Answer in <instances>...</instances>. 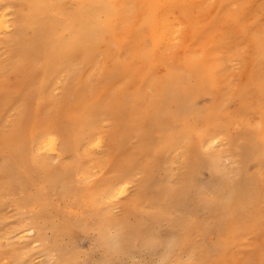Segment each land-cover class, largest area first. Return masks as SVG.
<instances>
[{"label":"bare ground","instance_id":"bare-ground-1","mask_svg":"<svg viewBox=\"0 0 264 264\" xmlns=\"http://www.w3.org/2000/svg\"><path fill=\"white\" fill-rule=\"evenodd\" d=\"M263 16L264 0H0V122L19 115L0 127V198L31 218L15 238L39 242L53 264H80L70 243L124 204L134 239L161 220L185 230L197 264H238L264 221ZM140 173L144 185L115 202ZM215 233H226L224 254H202L197 243Z\"/></svg>","mask_w":264,"mask_h":264},{"label":"rangeland","instance_id":"rangeland-1","mask_svg":"<svg viewBox=\"0 0 264 264\" xmlns=\"http://www.w3.org/2000/svg\"><path fill=\"white\" fill-rule=\"evenodd\" d=\"M12 9H11L12 10L11 12L13 14H15L16 10L14 8H12ZM262 22L264 23V16L262 18ZM2 39H3V37L0 36V42L2 41ZM4 51H6V49H3V48L0 49V53L1 54H3ZM7 53H8V51H6L5 54H7ZM233 63L235 65V69L233 70V73H234V80L233 81L235 83H238V81H240L241 78H242L245 66L243 65V63H240L238 60H234ZM17 76H18V74L15 73V72H9L8 74H5L4 77L2 78V81L4 82V86L9 88V86L14 85L15 82H16ZM57 88L55 89L54 94H55L56 97L59 98V96L61 95V90L57 89ZM236 105H237V102H233L232 103V108H235ZM34 107H35L34 102H32L31 103V107H30V111L34 110ZM18 116L19 115H18L16 110H11L6 115V119L2 123L0 122V127L8 128L9 126H13L14 123L16 122ZM107 124L109 126V124H110L109 121L107 123H105V125H107ZM0 161H1V158H0ZM224 163L228 164V161L224 160ZM250 169L253 170L254 169V165H251ZM124 172H126V171H124ZM203 172L204 173H202V179L203 180H208L211 177L210 173L208 171H203ZM146 176L147 175H144L142 173L137 174L135 176V180L133 181V183H130V184H128L129 186H127L130 189L129 194L128 195H124V196L121 195V197L118 198L115 202L124 203L125 201H127L131 197V193H132L133 189L135 188V186H139L141 184L144 185V183L148 179V177H146ZM1 178H0V181L2 180ZM136 183H137V185H136ZM153 193L154 192H149L148 196H151ZM64 206H65L64 205V201H62L61 207H60L61 211H63L65 209ZM72 208H74V207H72ZM120 208H121V210H120ZM8 209L11 210V211H9ZM117 209H118L117 216L120 217V219L123 220V217H124L125 220L130 222L131 224H134L136 222L138 217H137L136 213L135 214L133 213L132 209H130L129 207L126 208V206L124 204L119 206ZM74 210L79 214V216H84V210L83 209L76 208ZM0 214H1L0 215V219L2 220V218H3L2 221L0 220V233H2V236H4L5 234L7 235L8 233H10V234H8L9 237L13 234V236H11L12 237L11 238L12 239L11 242L15 243V244H13V243L11 244V242L9 240H5V239H2L0 241V245H1L0 246V250H1L0 252L2 253V254L0 253V262L3 261L1 263H3V264H14L16 262V264H17L18 263L17 261H19L18 264H20L21 262L23 264H28V263L29 264H31V263L32 264H35V263L36 264H40V263L43 264V262L45 260H47V261L44 262V264L46 262H47V264L48 263L49 264H53L52 257H48L46 254H44L43 252L38 250L40 248V243L39 242H36V245L33 248L32 246L27 244L28 243L27 239H26V241L25 240H20V241H22V242H20L18 240V238H15V237H17L19 230L29 229L30 226H31V218L29 216L30 214H28V212L25 211L24 209L19 208L18 206H16V198L11 197L10 195L8 197H5V198H0ZM48 215H50L51 217H56L57 210L53 206L49 207ZM5 217H7V219ZM9 218H11V219H9ZM4 224L5 225L8 224L7 227L8 226L9 227L7 228ZM21 224H24V225H21ZM11 226H14V227H11ZM163 226H165V228ZM2 227H4V228H2ZM155 229L159 230V234L160 233L163 234L164 232H167V231H169V233H172V231H170V229L168 228L167 223L165 221H161V220L154 221V223H153V221L152 222L150 221V231L155 230ZM174 229L176 230V234L180 235L179 236L180 238H182L184 236L185 230L183 228H180V229L179 228H174ZM34 232L36 233V231H34ZM33 233H31V235ZM34 234H33V236H34ZM46 235H47V237H50L51 236V232L50 231H46ZM219 235L220 234H216V233L215 234L205 235L204 239H203V242L202 243L201 242L197 243V247H199V249L202 250L201 252H203L202 254H205L208 251H209L208 253H217V255L224 254V253H221V250L223 249L222 247L224 246L223 245V242H224L223 237L226 235V233L224 235L221 234L220 236H222V237H220ZM15 240H18V241L15 242ZM34 240H35V236H34ZM73 242L70 243V248H71V250L73 252L77 251L76 254H78V256H79L78 259H79V263L80 264H97V261H98L100 255H99L98 251L95 250V247L92 246V239H91L90 233L87 236H84V237L82 235H78L74 239ZM8 245H10V246H8ZM28 246H30V247H28ZM204 247L207 249V251L204 250ZM213 248H215V249H213ZM27 249H29V251ZM19 250H20V253H19ZM26 250H27V252H26ZM237 250H238L237 251L238 252L237 253L238 264H264V221H263V224H262L261 228L258 229L255 234L249 235L244 240V243L241 244L237 248ZM3 252H5V254ZM30 253H32V254H30ZM22 254H23V256H22ZM26 254H27L28 257L26 256ZM40 254H42V255H40ZM6 256H8V257L12 256V257L8 258ZM19 257H21V258H19ZM31 257H34V258L30 259ZM24 258H25V260H24ZM38 259H41V260L37 261ZM139 259H140V264H151V263L155 264V261H153L154 260V254H151V253H144L142 255H139ZM213 261L214 260L211 258V259L207 260L205 264H211ZM231 264H236V263L232 262Z\"/></svg>","mask_w":264,"mask_h":264},{"label":"clouds","instance_id":"clouds-1","mask_svg":"<svg viewBox=\"0 0 264 264\" xmlns=\"http://www.w3.org/2000/svg\"><path fill=\"white\" fill-rule=\"evenodd\" d=\"M230 179L234 182L235 177ZM200 192L204 193L205 189L202 187ZM234 196L235 193H230L222 203L231 204ZM117 213L118 209L106 208L105 222L90 229L92 246L102 254L98 264H140L139 253L154 254L155 264H197V250L185 252L184 243L174 228L166 239H161L159 230L145 232L134 239L131 233L138 225L119 219ZM52 258L55 259V254Z\"/></svg>","mask_w":264,"mask_h":264}]
</instances>
